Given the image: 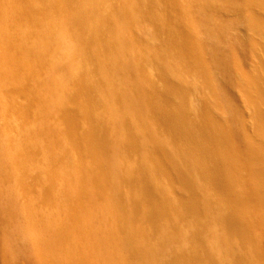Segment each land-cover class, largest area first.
Masks as SVG:
<instances>
[{
  "label": "bare ground",
  "instance_id": "1",
  "mask_svg": "<svg viewBox=\"0 0 264 264\" xmlns=\"http://www.w3.org/2000/svg\"><path fill=\"white\" fill-rule=\"evenodd\" d=\"M57 1L60 4L62 2L63 6L62 9H59L57 6L59 11L67 8H70L73 11V9L78 8V0ZM89 1L92 7H96L95 2L98 0ZM99 2L100 1H98V3ZM122 2L127 3V1L125 2L124 0ZM131 2L133 4L135 0ZM131 2L129 4H131ZM197 2L198 7L200 6L199 8H201V12L203 13V22L197 23L199 19L192 20V22L195 23L193 25L203 27V44L201 43V39L196 37L194 31H192L193 25H190V27L189 25H183L187 19L184 15L183 20V7L184 9L188 8V12L191 14L192 11H190V9L191 7H194ZM90 3L89 8L91 7ZM108 4L112 7L111 3L108 2ZM153 4L155 7L153 0H140V2L137 3V6H140V8L135 6V9L138 8L139 10H136L140 11L141 15H146L144 21L146 18L149 20L153 17ZM42 5H45L46 8L44 9ZM42 5L41 0H0V19L8 24L10 27L9 31L12 33V36L9 34V38L6 37V35L0 36V62H12L9 64V66H11L12 76H15L20 84H22V92L30 91V94L28 93V99L26 98L29 104L27 103V105H24L23 109L29 111L34 104L38 105V98L34 87L32 90L31 84V82L35 81V78L28 77V75L21 73L23 68L25 69L24 62L59 63L65 58L72 59L73 61V58L75 57L73 62H78L79 68V62H85V67L92 71V68L90 67L93 63V66L97 67V72L99 71L101 73L102 76L100 77H102L103 81L100 80L101 78H97L99 81H96L97 79H94V77L93 79H88L86 81L78 79L75 84L77 92V94L74 93L76 95L75 98L68 102L71 105L65 107L59 116L58 122L62 125L65 124L68 127V129H66V126H63L68 130L63 134L66 135L67 138H65L69 140L68 144L71 147L77 146L80 150L78 153H74V151L72 152L74 154H71L72 149L70 150L69 147H66V143L64 144L65 147H63V156H60V160H63L65 156L64 154H66L67 157L65 156V158H67V160L69 158L68 162H71L73 165L70 166L71 169H74L79 176L77 175V181L73 184L77 190L76 197L73 199L75 205L70 208V217L66 220L65 226L62 229V231L66 229L67 231H71L69 235L71 248L69 251L64 247L58 248L62 252V259L58 260L57 263L156 264L154 260L157 258L158 261L161 262L159 257H157L159 253L157 252V248L155 251V247L149 248L148 246L145 248V245H150V243L144 245V241H146L145 238H148V240H153L155 238H150L152 236L148 237V233L149 235H154L156 233L160 235L159 232L162 230L164 233L166 229L164 230L162 227L161 230V224L159 223L161 217L166 214L169 215L170 212L175 211L180 218H183L188 223L187 228H185L187 230L185 231V241H183V246H181V248L179 247L180 250L174 252L169 250L164 256V262H161L160 264H215V262H217V264H234L237 259H241L242 264H264V228L262 234L255 233L257 225L254 219L251 202L243 195L242 182L240 181L239 183L237 181V177L233 170L231 171V169H228L223 165L225 162H223L219 152L222 150V147H225L227 152L234 150L235 147H239V151L242 153L243 157L242 163L250 168L258 167L261 175V183L258 184V186L252 185L250 187L252 189L251 195L256 200L261 197V200L263 201L262 204H264V0H162L160 2L158 6H162V15L157 19L159 21L156 20L158 16L157 14L156 18H153L156 23L159 24L161 30L164 31L166 30L165 28L168 27L166 26L168 12L169 15H171L170 17H173L175 20L177 19L179 23L184 26L182 28V26L176 22L172 25V28L169 29V39L166 41L164 37L165 42H168L166 45L170 44L169 46L176 49V51L178 49L179 51L176 53L178 54L180 52L181 55L178 54L177 56V54L174 53L175 56L184 57L187 60H185L186 62H192L194 60L203 61L204 83L208 93L212 96L214 95L216 98L214 105L218 108L225 109L231 116L223 126L219 127L218 133L216 134L212 121L210 120L209 123H207V118L205 119L203 102L196 100L199 98L198 96L196 99L194 97L191 101L192 105H190V107H193L194 114H189L195 115L192 116V120L191 116L190 119L188 117L189 114L185 108L186 104L183 107L180 103L182 107H176L177 105H174L168 96L166 88V91L161 92V94H158L153 87L145 88L146 97L144 100L147 98L150 102L152 100L155 101H152L154 102L152 104L149 103L148 107L150 109L148 112L153 115L152 118H155V123L161 124L164 132L166 129L167 132L164 134L167 133V135L163 136H165V141L167 143L173 144L172 142L180 140L178 142L179 144H177L176 153L180 156L181 160L183 159L185 161L184 165L189 163L188 156L191 148L196 146L199 153L197 155V153L195 154L194 152V155H197V157H194V160L197 158V161L195 160L196 163H189L186 166L180 165L178 173L174 170L177 169L176 166L174 168V165H171L173 169L170 165L168 166V164L171 163L168 161L169 153L163 148L164 145L161 144L163 142L160 143L159 140L161 139H157L158 141L156 140V143L159 142L162 147H158V144L156 146L157 148L148 149V154L145 150V156L140 160L137 159L138 162L140 161V163H136L139 167L134 168L132 167L133 164H131V167L133 168L131 172L138 169L137 171L139 175L137 174V177L131 175V177L130 175L127 176L123 174L126 176V178H122L124 179L123 183L125 181V183H128L129 185V189L123 193L120 183V180L122 179L121 177H118L119 172H117L120 171V169H117L118 166L113 159V148L115 144L118 143L117 148L123 151L121 153H124V155L126 153L127 157H129L128 154L132 155V157H138V155L141 156V154L144 155L141 150L143 142H141V144L139 142L141 134H139L136 139L131 136L132 134L128 135L125 129L128 132L131 121H128L129 118L127 120V115L121 116L123 113L120 116L118 115V113H120L118 112V107L123 106V104L119 105V103L125 99L126 103L127 100L130 99L131 107L132 109L134 108L136 105L134 104L133 106V101L135 100L134 95L131 93H122L120 88H116L107 83V77L105 79V76L107 75H109V78L110 76L114 77L119 71L126 70L130 74L133 72L132 65L130 64L131 62L128 60L130 59V56H125L126 54H124L121 48L125 43L121 40L120 42L117 39L112 41L111 38L105 40L106 37H104L105 39L101 38L105 34L99 37L101 34H98V28L95 29L96 27H94L95 30L90 29L88 26L89 21L94 18L92 16L95 14V11H93L94 8L88 9L86 4V9H84V7L83 9L79 7L78 9H75V14H69L68 17L71 20L68 21L69 23L67 25H70L68 29H72L73 32H70V30L66 28V30L72 34L59 37L60 41L62 38L64 41H62L63 43L60 46H58L59 43H57L56 47L58 48L53 50V44L51 45L52 39L50 37L52 24L51 20H49V16L51 18L53 13L58 14L59 11L56 6L50 7L47 4H43V2ZM78 5H80V2ZM116 5L119 6L118 2ZM134 5H136V2ZM109 7L106 5V9ZM113 7L115 8V5ZM119 7L123 8L121 5ZM165 7L168 9V12H166L167 10ZM110 10L108 11L110 12ZM115 10H117V8ZM127 10H129V8ZM131 11L135 12V10ZM42 12H44L45 16V23L43 24L41 22L42 19L40 18ZM87 12L88 15L92 13V18L88 16L91 19L86 23L85 21L83 22L82 19H84L83 16L85 17ZM112 12L115 14L114 10ZM116 12L118 13L115 15L120 17L122 12L120 10H117ZM100 13L102 14V12ZM125 13L128 14L129 12L125 11ZM125 13H123V16ZM82 14L84 15L82 16ZM132 14L133 15L129 17L135 16V13ZM138 15L140 16V14H137L135 17ZM96 22V24H98L99 20ZM120 22L121 20L118 23L120 24ZM84 23H86L85 26L86 28L88 27V30L84 29L85 27L83 28ZM121 23H123V20ZM60 26H62V24ZM108 26H110V24ZM55 27L57 28V26ZM121 28L119 26L120 30ZM62 29L63 27H61V29L59 28V32ZM107 29L109 30V28ZM102 32L103 28L102 31L100 29V33ZM61 33L66 34L63 31ZM112 34H114V32ZM124 35H121L122 40ZM61 36L63 35L61 34ZM65 36L67 37L65 38ZM156 37H159V35L157 34L155 38ZM127 38L128 37H126V39ZM159 45H161V47L163 46L162 43ZM155 46L158 47L157 45ZM155 46H151L152 48L149 49L150 51L147 50L146 54H144L143 51V53H138L140 55L139 60L149 58V61L147 62H161L158 58L159 52L156 51L157 48ZM167 48L169 50L171 49L169 47ZM167 48H165V50ZM119 50L122 51V55L120 54L121 51L119 53ZM53 51L54 53H52ZM162 53L160 52L159 54ZM132 54L134 53L132 52ZM143 54L146 56L145 58L143 57ZM136 55L137 54H134L135 57ZM126 57H128V59ZM169 60L172 62V58ZM175 61H177V59H175ZM16 62L20 63L17 64ZM123 62H130V67L129 65L126 66L127 63L126 65H121ZM43 64V66H45V63ZM51 65H53V63H51ZM39 68H42L41 65ZM89 70L87 71L90 72ZM95 71L96 70H94V72ZM42 74L45 75L44 71ZM113 77L111 78L113 79ZM28 82L31 89H29ZM20 84H18V86ZM105 95H108L111 98V102L110 100L107 101L104 99ZM123 96L125 98L118 102V100L121 99L120 97ZM155 98H158L157 102ZM74 104L75 106H73ZM112 106L116 108L113 112L111 111ZM131 107L128 108L131 109ZM236 115L238 119L235 117ZM258 116L262 117V125L258 120ZM112 120L119 121L118 123L121 128L120 133L122 130L125 132H122L120 138L117 136V139L119 138V141L117 142H113L114 138L111 139V136L109 135ZM64 128H62L63 131L65 130ZM38 132L40 131L38 130ZM133 132L138 134V131L135 130V128ZM62 133L60 130L56 132L55 128L51 131L50 135H44L43 139H46L47 141L52 140L54 142V147L57 145L55 147L56 149L60 145V142H62L60 139H65L63 136L59 138V135H62ZM207 136L213 138L214 143L206 138ZM39 145H41V143H39ZM47 146L51 147L48 143ZM54 147H52V149ZM111 152H113V154H111ZM30 154L31 157L34 156L33 152ZM59 154L61 155V152ZM191 154L190 157L193 160ZM146 157H148L147 162L145 161ZM151 159L154 161V164L152 165L153 167L150 168L152 170L149 169L150 163H148ZM62 160L60 163L63 165L66 162L64 163ZM122 166L123 165H121V167ZM127 168L130 169V166ZM127 168L125 167L124 169ZM149 170L151 173L148 172ZM122 171L120 172L122 173ZM193 172L199 176L201 181V184L198 183V185H200L199 188L201 187V189L197 190L199 192L201 191L202 195L204 194L202 189L205 187H203L204 178L206 186L212 187L215 193L221 197L220 209L219 207L216 208V210H219H217L218 215H206H209L207 217L211 219L215 216L213 221L209 219V221L212 222V225L214 223L215 227L210 224L212 228H215V230H218L219 228H221L219 230L224 229L227 234L235 237V242L232 247L225 244L227 250L225 249L223 251L225 247L222 245V238L220 239V237H217L218 231L214 232L216 233V236L215 234L213 236V234H211L212 228L210 227L209 229L211 230V233L208 232V234L210 233L209 235L211 237L209 235L206 236L207 233L205 235V232L209 231L208 228L205 230V226H209L205 224L207 220H205L206 222L203 221L204 207L200 205V202L202 201L201 194L199 193L200 195L197 194V196L194 197L196 192H194L193 195V192L191 191L192 193L187 195V192L185 191L186 195L180 197L175 196L176 194L173 189V183L175 182V179L178 178L177 176L180 175L184 178V180L181 179V181L183 180V187L185 186V189H188V187L191 186L190 180H194V178L190 179L189 174H192ZM147 173L154 178H156V175H162L166 178L167 182L164 181V183L166 182L164 184L165 188H163V184L161 187L165 189L167 200H161V194L159 192L161 188L150 184L152 181L148 180ZM73 175L75 174L73 173ZM198 176H196L195 180H198ZM70 178L73 177L70 175ZM30 180L33 181L32 179ZM32 186L33 185L31 184L28 188ZM193 187L194 186L189 189H192ZM50 193V189L44 191L45 195ZM198 197H200V199ZM215 201H218V199ZM211 203H213V201L210 202L209 205ZM209 205L206 206V210H209ZM211 210L207 212L209 213ZM107 212L110 215H108ZM105 214L108 216H105ZM83 215L88 216L90 220L88 223L86 219L83 218ZM211 215L213 216L211 217ZM2 225L3 222L0 221V228ZM136 234H139V239ZM140 234L144 238L140 239ZM159 240V244L163 243L164 245V242H161V240L163 241V237ZM243 241L246 242L247 247L243 244ZM0 260L2 264H10L4 259L1 251ZM18 264L39 263L29 258Z\"/></svg>",
  "mask_w": 264,
  "mask_h": 264
},
{
  "label": "rangeland",
  "instance_id": "2",
  "mask_svg": "<svg viewBox=\"0 0 264 264\" xmlns=\"http://www.w3.org/2000/svg\"><path fill=\"white\" fill-rule=\"evenodd\" d=\"M98 1H100V2L98 3ZM98 1L95 2L96 7H92L89 0H88V2H87V0L86 1H84V0L79 1L78 0V4L80 2V5L77 4V6H78V8L80 7L83 9V7H84V9H86V4H87L88 9L94 8L93 11H95V14H94V12H93V14L97 15L98 17L93 15L92 17H94V18H92L91 17L92 13H90L88 15V12H87V14H85L86 18L83 16L84 14H82L83 18L85 19V20L84 19H82V20H83V22L85 21L87 23L92 18L91 19L92 23L90 20L88 26L90 27V29H93V30L98 28L97 29L98 34L99 35L101 34L99 37H101L105 34L101 38L106 37V39L104 38L105 40H107V38H111L112 41H115L117 39L118 41L121 40L125 43L124 44L122 42L124 44V46L121 48H122V51L124 52V54H126L125 56H127V55L130 56V59H128V57H126V58L131 63L130 62H123V63H121V65L122 64L126 65V63H127L126 66L129 65V67H130V64H131L133 72H131V74H130L126 70L119 71L118 74H116L114 77L110 76V78H109V75L106 74L107 76H105V79L107 77V79H106L108 81L107 83H109L110 85H113L116 88H120L122 93L123 92H125V94L131 93L134 95L135 100L133 101V106H134V104H136V105L134 106L133 109H132L131 104H130L131 103L130 99L127 100V103H128L127 104L125 102L126 99L122 101V99L125 97L124 96L120 97L121 99H119L118 102L122 101L119 103V105L123 104V106L118 107V112H120V113H118V115L120 116L123 113L121 116L127 115V120L129 118L128 121L129 122L131 121L130 122L131 125H129V128L127 127L128 132L125 129L126 133L128 135L132 134L131 136L135 139H136V137H138L139 134H141L140 137H143V138L139 137V142H140V144H141V142L145 143V144L142 143V145H143V147L141 146L142 148L140 147L142 152L144 153V155L143 154H141V156L138 155L139 158L138 157H132V155H129V154H128L129 157H127L126 153L124 155V153H121L123 151H121L117 148L118 143L115 144V146L113 148V152L115 155L113 154V152H111V154H113V159L118 166L117 169L118 170L120 169V171L123 170L124 172L127 173L126 174L123 171H122V173L120 171H117V172H119L118 177H121V179L126 178V176H124V175H127V176L132 175V176L137 177V174H138L137 170L138 169L137 170L134 169L135 171L131 172L133 169L132 167H134V168L139 167L136 163H140V161L138 162L137 159H139V160L142 159V157L145 156L146 152L148 154V151L150 149L157 148L156 146L159 144V142L158 143H156V142L159 139H161V140H159L160 143L161 142L164 143V144L161 143L162 145H164L163 148H165L166 152L169 153L168 154V157H169L168 161L171 163H169L168 166L170 165V167H171V165L172 166L174 165V168L176 166L177 169H174V170L176 172H178V168H180V165H184V162H185L183 159H182L183 160L182 161L180 156L176 153L177 152L176 149L178 146L177 144H179L178 142L180 140H176V141L172 142L173 144L167 143L165 141V136H163V135H167V133L164 134L165 132H167L166 129L164 132V129L161 126V124L155 123L156 122L155 118H152L153 115H151L148 112V110L150 109L148 107L149 103L152 104L155 101L152 100L154 102H152V101L150 102V101H148L147 98H146V100H144L146 97L145 88L153 87L158 92V94H161V92L166 91V89H167V94L170 97L172 103L174 105H177L176 107H178V108L182 107V106L184 107L186 104L185 108L187 109L186 111L188 112V114L189 113L194 114L193 107L192 106L190 107V105H192L191 104L192 99H194V97L196 99L198 96L199 98H197L196 100L203 102V107H204V111H205L204 112L205 119L207 118V123H209L210 120L212 121V123H213L212 125L215 129L216 134L218 133L219 127L223 126L226 123L227 119L231 116L229 114V112H227L225 109L218 108V107H216V105H214L216 98L214 95L212 96L208 93L206 85L204 83L203 61L194 60L192 62H186L187 60L184 57L183 58L181 56L176 57L175 54H177L176 52H178L179 50L177 49V51H176V49L171 48L169 46L170 44L166 45V44H168V42H165V40H164V37H165L166 41L169 39L168 38V37H170L169 29L172 28V25H174L175 22L178 23L180 26H182V28L185 25H189V27H190V25L195 24L192 22V20H195V19H199V21L197 23H202L203 22V13L201 12V8H199L200 6L198 7V2H197V3H195L197 6L195 5L194 7H191L190 11H192V13L189 14L188 8L184 9V7H183V11H182L183 20H184V15L187 18L185 20V23L183 24L184 25L183 26L182 24L179 23V21L177 19L175 20L173 17H170L171 15H169L168 9L165 7V9L167 10L166 12H168L167 13V15H168L167 21L168 22L166 21V26H168V27H166V28L164 27L166 30L162 31L161 28L159 27V24L156 23L155 19L153 18V17L156 18L157 15L158 16H157L156 20L161 17L162 6H158V5L160 4V2L162 0H153V2L155 3V7H154V4L152 5V10L154 11L153 17H151L149 20H148V18H146L145 21H144V17H146V15L145 14L141 15V12L138 11L139 10L138 8H140V6H137V3H139L140 0H135L136 5H134L135 2L133 4L131 2L134 0H130V1L124 0L125 2L127 1V3L122 2L123 0H118V1L117 0L116 1L115 0H98ZM119 1H120V3H119ZM42 2H43V4H47L50 7H53V6L57 7L58 6L59 9L63 8L62 2L60 4L57 0H41V5H42ZM82 2H83V4H82ZM84 2H85V5H84ZM108 2L111 3L112 7L115 5V8L113 7V9H112V7L110 6V4H108ZM117 2L119 4V6L121 5V7L123 6V8H120L118 5H116ZM130 2H131V4H129ZM89 3L91 6L90 8H89ZM105 4L108 5V7L109 6L110 7L106 9ZM75 6H76V4H75ZM124 6L125 7L127 6V7L125 8ZM135 6L138 7V8H136L138 10L135 9ZM58 7H57V9H58ZM43 8L44 9L46 8L45 5L43 6ZM78 8H75V9H78ZM104 8H105V10H104ZM116 8L118 11L120 10L122 12L120 17L115 15L118 13V12H116L117 10H115ZM128 8H129V10H130V8H131V10H135V12H132L131 10L130 11L127 10ZM59 9H58V11H59ZM75 9H73V11L70 8L63 9V10L59 11V13H58L59 15L57 13L56 14L53 13L51 18L49 16V20H51V24H52V27L50 29V33H51L50 37L52 39L51 45L53 44V50L58 48V47H56L57 43H59L58 46H60L63 43L62 41H64V40H62L63 38L60 41L59 37H64V35L72 34L70 32H73V31H72V29L71 30L68 29L70 27V25H67V24L69 23L68 21L71 20L68 17L69 14L70 13L75 14L76 13ZM95 9H97V10H95ZM124 9H126V10H124ZM108 10H110V12ZM113 10L115 11V14H114V12H112ZM97 11L99 13L102 12V14L101 13L99 14ZM125 11L129 12V13L127 14V13H125ZM131 12L135 13L134 14L135 16L137 14H140V16L138 15L137 17H135V16L129 17V16L133 15ZM123 13H125L124 14L125 17L123 16ZM130 13H131V15H130ZM41 16H43L44 18ZM88 16L91 18H89ZM105 16H109V17H105ZM0 17H1V14H0ZM103 17H104V19H103ZM40 18L42 19L41 20L42 24L45 23L44 12H42L40 14ZM95 18H96V20H95ZM66 19H68V20H66ZM97 20H99L98 24H96ZM120 20H121V22L123 20V23L120 22V24H119L118 22ZM100 21H101V23H100ZM157 21H159V20H157ZM86 23H84V26H83V28L85 27L84 29L88 28V27L86 28V26H85ZM53 24H55V25H53ZM61 24H62V26H60ZM100 24L101 25L103 24V25L101 26ZM109 24H110V26H108ZM113 24H114V27H113ZM117 25H118V27H117ZM7 26H8V24H6L5 22H3V20L0 19V36L1 35L2 36L6 35V37H8L10 35L12 36L11 31H9L10 27L9 26L7 27ZM53 26H54V28H53ZM55 26H57V28ZM119 26H120V28L123 26L121 28V30L119 29ZM61 27H63V29L60 30V32H59V28L61 29ZM94 27H96V28L94 29ZM192 27H193L192 31H194L196 37H199L201 39V43L203 44V41H202V39H203V27L197 26V25H193ZM66 28L68 30H70V32H68L66 30ZM102 28H103V32L100 33V29L102 31ZM107 28H109V30ZM62 31L65 33L67 31V33L66 34L61 33ZM113 32H114V34H112ZM124 33H125V35H124ZM61 34L63 36H61ZM110 34H111V36H110ZM157 34L159 35V37L155 38V36H157ZM113 35H114V37H113ZM115 35H117V36H115ZM121 35L122 36L124 35L123 40H122ZM66 37L67 36H65V38ZM126 37H128L127 39H129V40H127ZM127 41H129V42H127ZM151 43L157 45L158 47H156L155 45H153ZM160 43H162L163 49H162L161 45H159ZM169 43H171V42H169ZM151 46L152 47L155 46L157 48V49L155 48L156 51L159 53L164 52L162 54L158 53V56H159L158 58H159V61H161V62H147V61H149V58L148 59L145 58L146 56L144 54L147 53V50L152 48ZM164 47L165 48L169 47L171 49L169 50L167 48L165 50ZM172 49H174V50H172ZM120 51L121 50H119V53H120ZM122 51L120 53L121 55L123 54ZM142 51L144 52L143 57L145 58L144 59L145 61L143 59H140L142 61L139 60L140 55L138 53H141ZM132 52L134 54H137L138 56L136 55V57H135L134 54H132ZM169 52H170V54H169ZM52 53H54V51ZM178 54L181 55L180 52ZM178 54H177V56H178ZM168 56H169V58H168ZM171 58H172V62L169 60ZM63 59H61V60H63ZM175 59H177L178 62L175 61ZM74 60H75V57L73 58V61ZM73 61H72V59L65 58L62 62H59V63L58 62H24L25 63V69L23 68L21 73L28 75V77H34L35 78V81L31 82V84H32V90L34 87V90L36 92V96L38 98L37 99L38 105L34 104L29 109V111H26L25 109H23L24 108L23 106L27 105V103L29 104L27 97H28V93L30 94V91L29 92H22L23 91V87L21 86L22 84H20V82L16 79L15 76H12L11 68H10L11 66H9V64L12 62H0V221L3 222V225L0 228V237H1L0 251L4 256V259L7 262H9L10 264H18L19 262L26 260V259H29V258L33 259L34 261H36L39 264H58L57 263L58 260L62 259V252L58 248L64 247L67 249V251H69L71 248V241L69 240V235H70L71 231H67V229L62 231V229L65 226L66 220L70 217V212H69L70 208L75 205L73 202V199L76 197L77 190L73 184L76 183L77 177L79 175H78V173H76L74 171V169L73 170L71 169L70 166H73V165L71 164V162H68L69 158H68V160H67V158H65L66 154H64L65 156H64L63 160L61 159L62 162H64V163L66 162L63 165L60 163V161H61L60 156L61 157L63 156L62 155L63 150H64L63 147H65L64 144H66V143H67L66 147H69L70 150L72 149L71 154L78 153L80 149L77 146L71 147L68 144L69 140L66 139L67 138L66 135H63L66 131H68V130H66V129H68V127L65 124L62 125L60 122H58V120H59V116H60L62 110L65 107H68L69 105H71L68 102L72 101V99L75 98V96H76L75 94H77L75 84H76V81L78 79H82L83 81H86L88 79H93V77H94V79H97V78L100 79L101 78L100 80L102 81V77H100L102 75L99 71L97 72V67L93 66V63L91 64L93 67L92 66L90 67V68H92V71H93L92 72L91 70H89L85 67V62H82V63L79 62L80 63V68H79L78 62H73ZM16 63L19 64L20 62H16ZM43 63H45V66H43L44 65ZM51 63H53V65H51ZM94 63H96V62H94ZM46 64H47V66H46ZM54 64H56V65H54ZM40 65L42 67L41 69L39 68ZM2 67H4V68H2ZM44 67H46V68H44ZM47 67H49V68H47ZM43 68H44V70H43ZM52 68H53V70H52ZM49 70H50V72H49ZM87 70H89L90 72H88ZM94 70H96V71L94 72ZM43 71H44L45 75L42 74ZM90 74H92V75H90ZM40 75H41V77H40ZM89 76H90V78H89ZM111 77H113V79ZM30 79H33V78H30ZM99 79H97L96 81H99ZM18 84H20L19 85L20 87L18 86ZM10 85H12V86H10ZM103 85H104V83H103ZM28 86H29V82H28ZM105 86H106V84H105ZM29 89H31L30 86H29ZM107 98H110V97L108 95H105L104 99L107 101L110 100V102H111V98L110 99H107ZM157 99H156V102L158 101ZM199 99H201V100H199ZM24 102H26V103H24ZM180 103L182 104V106ZM73 106H75V104ZM128 107H131V109H129ZM115 109L116 108L112 106L111 111L113 112V110H115ZM188 109H189V111H188ZM190 114L188 115V117L190 119V116H191V119H192L193 118L192 116H195V115H190ZM235 117L237 118V115ZM258 120H259L260 124L262 125V123H261L262 117L258 116ZM118 122L119 121H117V120H115V121L112 120V123H111L112 125H110L111 128L109 131V135L111 136V139L114 138L113 142L119 141V138L121 137L122 132L125 133L123 130L120 133L121 128H120V125ZM132 122H133V124H132ZM188 122H190V121H188ZM118 125H119V128H118ZM63 126L64 127L66 126V129ZM263 126H264V124H263ZM210 127H211V125H210ZM55 128H56V132H58V130H60L61 133L63 132L62 135L60 134L61 136L59 135V138H61L62 136H63V138L66 137L65 139H60L62 142H60V145L56 149H55V147L57 145H55V147H54V142L52 140L47 141L46 139H43L44 135H50L51 131ZM57 128H58V130H57ZM62 128H64L65 130L63 131ZM134 128H135V130L138 131V134L135 133L136 131L133 132ZM140 128H142V129H140ZM38 130L40 132H38ZM119 134H120V136H119ZM78 135H79V133H78ZM35 136H38V137H35ZM117 136L119 137L118 139H117ZM166 138H167V136H166ZM206 138H208L212 143H214L213 138H211L209 136H207ZM203 140H205V139H203ZM39 143H41V145H39ZM47 143L51 147L47 146ZM146 143L148 144V146ZM52 147H54L53 148L54 150L52 149ZM158 147H162V146L159 144ZM69 149H67V150H69ZM145 150H146V152H145ZM239 150H240L239 147H235L234 150H232V151L230 150L229 152H227L225 147H222V150H220L219 152H220V155L223 159V162H225V163H223V165L225 167H227L228 169H231V171L233 170V172L235 173V175L237 177V178L235 177L237 179V181L239 183H240V181L242 182V185H243L242 186V193L247 200H250L252 208H253L254 219H255V222L257 225L255 233L256 234L257 233L262 234V230L264 228V204H262L263 201L261 200V197H259L258 200L254 199L252 197V195H251L252 189L250 188L252 185L258 186V184L261 183V175L259 173L258 167L257 168L256 167L250 168L246 164L242 163L243 157H242V153ZM31 152H33V154H34L33 157H31V154H30ZM60 152H61V155L59 154ZM72 152H74V153H72ZM194 152H195V154L197 153V155L199 153L198 148L196 146L191 148V150H190V154L191 153L193 154V155L191 154V156H193V160L190 157V154L188 156V162L190 164H194L197 161V158L195 159L196 161L194 160V157H197V155H194ZM46 153H48V154H46ZM147 158L148 157H146V159H145L146 162H147ZM117 159H119V160H117ZM120 159H122V160H120ZM192 161H193V163H192ZM148 163H150L149 169L152 168L154 161L151 159ZM189 163H187V164H189ZM131 164H133L132 167H131ZM175 164H178V165H175ZM187 164H185L184 166H186ZM121 165H123V166L121 167ZM124 166L126 168L128 166H130V169L129 168L124 169L125 168ZM121 168H122V170H121ZM70 170H72V171H70ZM150 170H152V169H150ZM150 170L148 172L151 173ZM68 171H70V172H68ZM73 173L75 175H73ZM193 173L189 174L190 179L194 178V180H192V181L190 180L191 186L188 187V189L187 188L185 189V186L183 187L182 181L184 180V178L181 177L180 175L177 176L178 178H176L175 182L173 183V189H174L175 194H176L175 196L180 197V196L186 195V192H187V195L191 194L192 192L194 195V192H196L194 195V197H196L197 194L200 193L202 196L201 197L202 201L200 202V205L204 207L203 208V217L205 218V217L209 216L206 214H214L217 216L219 210L217 209L218 210L217 211L216 208L219 207V209H220V202H221L220 198L221 197L215 193V191L213 190L212 187L206 186L204 178H203V183L205 185L203 184V187L204 186L205 187L204 188L202 187L203 188L202 191H204L203 192L204 194L202 195V192L198 191L199 189H201V187L199 188L200 185H198V183L201 184L199 176L196 175V173H194V174ZM70 175L73 178H70ZM193 175H195V176H193ZM30 176H32V177H30ZM147 176H148V180L152 181L150 184H152L155 187L161 188V190H159V192L161 194V197H160L161 200L162 201L167 200V198H166L167 195H166L165 189H163V188H165L164 184L167 182L166 178L163 177L162 175L161 176L156 175L155 176L156 178H154L149 173H147ZM196 176H198L197 177L198 180H195ZM29 177L33 181H31L29 179ZM75 177H76V179H75ZM181 179H183V180L181 181ZM118 180H119V178H118ZM123 180L124 179L120 180L122 193L126 192L129 189L128 183H125V181L123 183ZM164 181H166V182L164 183ZM31 184L33 186L28 188V186ZM162 184H163V188L161 187ZM71 186L74 188H72ZM192 186H194V187L192 189H189ZM205 188H206V190H205ZM209 188H210V190H209ZM211 188H212V190H211ZM46 189H50L51 193L48 195H45L44 191ZM187 190H189V191H187ZM197 191H198V193H197ZM204 196H206V197H204ZM198 198L200 199V197H198ZM217 199H218V201H215ZM212 201H213V203H211L209 205V203ZM208 205L211 208L208 207L209 210H206L207 209L206 206H208ZM210 210H211V212L208 213L207 211H210ZM174 212H170L169 215L166 214L165 216L161 217V220L159 223L161 224V230H162V227L164 228V230L166 229L164 231V233L162 232L163 230L159 232L160 235L158 233H156V234H154L155 235L154 236V235H149V233H148V237L152 236L150 238H153V237H155V238L153 240L152 239L148 240V238H145L146 241H144V245L146 243H150V245L146 244L145 248L148 246H149V248L155 247L154 251L157 248V252H159L157 257H159V260L161 262H164V260H165L164 256L166 255V253L169 252V250H171L173 252L180 250L179 247L181 248V246H183V243H184L183 241H185V234H186L185 231H187L185 228H187L188 223L183 218H180L178 216V214H176V212L175 213ZM108 215H110V214L108 213ZM108 215L105 214V216H108ZM212 216L213 215H211V217ZM214 217L215 216H213L212 219L209 217H207L206 219L203 218V221L207 220V222L205 221L206 222L205 224L209 226V227H206L204 225L206 228L205 230H207V228L209 230V231L205 232V235L207 233L206 236H208L211 233V230L209 228L210 227L212 228V226L215 227L214 223L212 225L211 224L212 222L209 221V219L213 221V219H215ZM83 218L86 219L87 223H88V221H90L88 216H86V215L85 216L83 215ZM106 223H108V222H106ZM143 226H145V225H143ZM168 226H169V228H168ZM170 229H171V231H170ZM219 229H221V228H219ZM219 229L215 230V228H212L211 234H213V236L215 234V236H216V233H214V232L218 231L217 237H220V239L222 238V240H223L222 245L225 247L223 249V251H224L226 249L225 244H227L229 247L230 246L232 247V245H234L235 237H233V235L227 234V232L224 231V229H222L223 231L219 230ZM208 232H210V233L208 234ZM219 232H220V235H219ZM226 235H227V237H226ZM72 236H73V234H72ZM136 236L138 238L139 234L138 235L136 234ZM161 237H163V241L161 240V242H164V245H163V243L159 244V242H158V241H160L159 239H161ZM142 238H144V237L141 235L140 239H142ZM165 243H167V244H165ZM243 244H245V246L247 247L246 242L243 241ZM174 247H175V249L177 247L178 248L175 250ZM154 261L156 262V264L161 263L158 261V258ZM0 264H2L1 260H0ZM152 264H154V263H152ZM215 264H217V262H215ZM234 264H242V260L237 259V260H235Z\"/></svg>",
  "mask_w": 264,
  "mask_h": 264
}]
</instances>
